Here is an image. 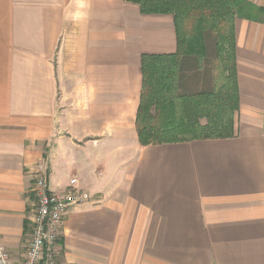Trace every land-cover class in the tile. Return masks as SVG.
<instances>
[{"label":"crops","instance_id":"obj_1","mask_svg":"<svg viewBox=\"0 0 264 264\" xmlns=\"http://www.w3.org/2000/svg\"><path fill=\"white\" fill-rule=\"evenodd\" d=\"M264 7V0H246ZM230 138L142 145L141 55L178 48L170 14L125 0H0V243L23 264L32 169L90 201L58 264H264V23L234 21Z\"/></svg>","mask_w":264,"mask_h":264},{"label":"trees","instance_id":"obj_2","mask_svg":"<svg viewBox=\"0 0 264 264\" xmlns=\"http://www.w3.org/2000/svg\"><path fill=\"white\" fill-rule=\"evenodd\" d=\"M142 14H170L178 48L141 55V91L136 113L140 144L230 138L239 97L234 21L264 23V7L246 0H125ZM212 38L218 74L209 67ZM201 84L207 88L193 89Z\"/></svg>","mask_w":264,"mask_h":264},{"label":"built area","instance_id":"obj_3","mask_svg":"<svg viewBox=\"0 0 264 264\" xmlns=\"http://www.w3.org/2000/svg\"><path fill=\"white\" fill-rule=\"evenodd\" d=\"M46 158H40L32 169L31 191L36 201L32 210L30 238L27 242L23 264H58L57 244L62 220L68 209L90 201L92 196L77 187L72 178L63 193L50 190ZM1 239V238H0ZM0 264H13L5 246L0 243Z\"/></svg>","mask_w":264,"mask_h":264},{"label":"rangeland","instance_id":"obj_4","mask_svg":"<svg viewBox=\"0 0 264 264\" xmlns=\"http://www.w3.org/2000/svg\"><path fill=\"white\" fill-rule=\"evenodd\" d=\"M210 45H212V38L207 39V46H208V51H209V67L212 70V72H211L212 75L215 77L218 74V69H217L218 61L214 59L212 47ZM193 84H194L193 82L189 83V85H192L193 89L207 88V85H205V84H201V85L196 86V87H194Z\"/></svg>","mask_w":264,"mask_h":264}]
</instances>
